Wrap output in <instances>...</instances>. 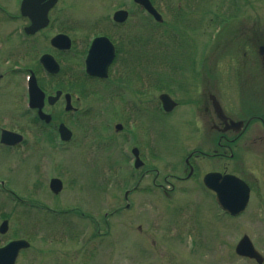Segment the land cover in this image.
I'll use <instances>...</instances> for the list:
<instances>
[{
	"label": "rangeland",
	"instance_id": "rangeland-1",
	"mask_svg": "<svg viewBox=\"0 0 264 264\" xmlns=\"http://www.w3.org/2000/svg\"><path fill=\"white\" fill-rule=\"evenodd\" d=\"M153 4L158 10L162 9L161 4H164L172 14L170 16L168 12L167 14L162 12L165 25L161 27H155L148 18L142 19L140 8L135 6L132 0H60L50 13L52 27L68 35L74 42L80 41L83 46L82 48L79 43L73 45L70 53L67 55L63 53L65 57L63 54L60 56L56 54V59L59 58L61 64V74L54 77L55 86L50 88L51 91L57 87L63 88L66 93L68 91L72 95V106L76 107L77 104L79 107L75 115H65L62 98L55 107L57 119H61L68 128L74 130L75 142L56 148L58 142L55 140L51 143L42 141L40 153L38 149L29 146L25 157L19 154H17L19 157H10L13 158V162H17L18 168L13 167L12 161L5 163L7 157L4 153H0V213L5 216L8 214L9 217L11 227L8 238L16 237L17 234L24 236L43 233L41 226L48 222L49 216L52 215L35 207L26 209L29 212L27 213L19 206L21 204L13 203L12 198L15 197L11 191L18 199L35 201L46 207L50 202L58 201L61 204L52 207L58 210L69 207L70 218L55 220L49 228L53 227L58 232L64 231L69 222L73 230L75 224L71 220H74L78 224L76 228L78 231L74 228L68 234L73 242L53 237H48L42 244L37 240V245L29 251V256L21 254L18 264H254L234 253V247L242 235L249 236L253 245L263 255V234L257 235L258 230L262 231L261 224L246 218L247 216L231 220L218 216L211 197L207 196L201 187L189 185L191 183L189 182L187 183L189 188L186 190L182 189V184L176 183L173 192H168L166 190L169 187L163 185L162 177L182 172L181 169L179 171V165L187 143L183 137L191 139L194 135L192 130L193 125L196 124L197 114L200 136H210L211 133L206 130L208 121L206 123L202 114L204 95L208 92L216 93L222 108L227 113H243L256 104L252 94L258 91V86L251 77V72L256 77L255 47L258 39H264V0H153ZM127 7L133 10L129 11L128 21L121 27V32L130 31L134 39L138 37L133 40L136 46L134 69L129 67L128 75L131 82L135 83L133 88L143 107L145 99L152 101V105L148 104V107H152L151 116L145 115L141 119L137 118L136 108L129 111L121 101L119 104L118 99L108 96V90L101 87V83L91 91L84 90V93L90 95L80 99H75L76 94L70 91L71 87L69 88L68 85L73 78L81 77L82 59L87 41L94 35L107 37L111 35L115 41L117 35L108 18L114 11L127 10ZM176 8H179L177 15L174 13L177 12ZM8 13L14 14L11 10H8ZM180 16L184 19L181 20ZM6 23L9 27H13L16 21L5 18L4 24ZM8 28L6 30L9 31L11 28ZM1 29H4L2 17H0V33ZM42 32L43 35L54 33L46 30ZM23 38H19L18 43H12L14 45L12 50L17 53L24 50L25 66L33 65L34 68L33 58L36 57L33 48L36 45L38 49L44 51L45 42L43 43L41 39L36 41L32 35L26 36L25 40ZM171 45H176V49L170 51ZM140 48L145 51L144 56ZM138 55L141 57L138 58ZM178 55L180 60L176 63L175 58ZM124 56L120 46L114 77L123 78L125 75L120 62ZM64 58H67L66 61ZM169 65L171 70H165ZM8 67L0 64V73L6 72L4 92L0 84V115L7 113L5 111L7 110L10 117H14L20 106L23 86L21 78L18 77L19 73L18 76H14ZM155 69L158 73L155 75L158 78L156 80L161 84L166 74L172 76V80L186 76V80L182 82L184 85L180 83L177 86L178 96L174 93L175 98L181 102V107L166 116L153 111L157 106L156 97L159 93H153L149 79L155 74L153 73ZM195 74H199L197 81ZM46 82L48 81L44 78L42 84L46 85ZM194 83L199 85V94L196 96L197 86L194 87ZM126 85L131 86L129 83ZM138 86L140 89H137ZM148 86L150 92L144 91L142 87ZM111 87L115 88L114 85ZM165 88L162 87L163 90ZM74 90L79 89L74 88ZM129 90L125 86L120 90L125 100L132 96ZM131 90L133 91L132 88ZM195 100L200 111L197 104L193 105ZM87 107L96 111L86 114L82 118L83 123H75L74 118L81 117ZM125 116L131 118L133 125L130 133L132 145H135L134 142L137 143V140H141L142 147L146 139H149L151 155L146 156V151L142 148V157H146L148 163H151L153 176L155 171L159 170L156 183H162L161 186L164 188L160 190L152 187L149 190L150 194L146 190L150 188L151 179L145 178L140 188L146 190L133 193L130 198L132 197L134 203L130 200L131 208L127 209L122 198L123 190L131 189L135 180L131 177L133 172L128 161L126 165L124 157H119V153L121 154L117 148L119 139L115 135L111 138L109 132L113 130L115 123L122 121L119 118ZM26 121L27 118H24V122ZM82 125L89 138H85L86 134L81 135ZM104 125L107 126V130ZM198 133L199 129L196 136ZM81 141L82 143L79 144ZM125 141L123 140L122 143ZM104 143L109 147L104 149L101 146ZM90 145H94L95 149L90 148ZM48 159L51 163V172L42 173L43 162ZM241 162L258 163L257 158L242 154L238 157L237 163L233 162L232 169L239 172L241 169L238 171L236 168L241 166ZM6 165L9 170L5 169ZM115 170H118L117 174ZM54 174L64 178L65 188L58 195H52L44 189L39 180L42 175L54 177ZM83 176H92L94 180L90 181L91 178H86L83 179V184H80ZM86 180L88 184L85 183ZM167 182L173 183V180L167 178ZM120 207L121 210L114 217L109 215V212ZM31 209H38L49 216ZM22 214L24 220L20 218ZM12 218H15L14 221L19 226L20 222H23L24 228L19 229L18 225L12 222ZM83 219L91 222L86 223ZM80 222L86 229L83 246H90L91 243L101 240L98 233L100 235L107 233L111 241L99 248L96 245L94 248L86 249L78 247L75 241L79 239L78 233L81 231L79 229L82 228ZM93 222L99 226L96 232ZM91 233L97 238L93 239Z\"/></svg>",
	"mask_w": 264,
	"mask_h": 264
},
{
	"label": "flooded vegetation",
	"instance_id": "flooded-vegetation-1",
	"mask_svg": "<svg viewBox=\"0 0 264 264\" xmlns=\"http://www.w3.org/2000/svg\"><path fill=\"white\" fill-rule=\"evenodd\" d=\"M20 1L21 0H0V17H2L4 28L1 29L0 33L1 61H5L7 59L12 61L23 60L26 58L24 50H21L20 53L14 52L15 50H12L14 47L12 44L13 42L14 44L18 43L17 40H19V38L24 37L23 39L25 40V37L28 36L24 33V27L28 25V20L26 21V19L19 13ZM56 4L48 10V25L43 28V30L48 32L51 31L50 13H52ZM8 10L13 11L14 14L8 13ZM5 18L16 21V24L13 27H9L7 23L5 25ZM7 28L11 29L8 31L6 30ZM115 28L118 29L119 27ZM43 30L33 34L32 38H34L36 41L41 39L43 43L45 42L46 49L41 51V49H38L36 45L34 46V57H36L33 58L34 68L33 65H31L27 73L33 75L34 79L37 80L39 87L42 89L44 95V104L42 110L45 114L49 115L50 118L47 122H44L38 118L37 111L35 109H24L18 114L17 120L19 128L24 131L26 130L24 118H27L29 123L27 128L30 129L28 131L32 132L35 136L32 144H34L36 148L39 147V144L38 140H35L40 138L41 134L52 139L53 137L55 138L57 134V125L62 122L61 119H57V112H55L57 103L54 105H49L47 103L48 97L52 94L50 88L55 86L53 79L56 77V75L46 73L41 68L39 64V57L42 54H48L56 60L57 51L50 46L49 38L51 35H43ZM67 53L68 52H65V55H67ZM255 58L257 65V70L255 71L256 77L253 76V72H251V77L255 80L258 86V91L255 94H252V97H254L256 100V104L253 105L251 109H248L243 113H227L222 108L216 93L208 92L206 95H204L203 98L205 100L204 106L202 108V114L206 120V123L208 121L206 130H209V133L211 134L209 137H204V135H202V137L200 136V125L197 122V114V120L195 124L196 127L192 130L194 135L191 137V139L183 137V139L187 141L186 145L189 148H187V151L185 152V155L182 159V172L180 174H172L169 177L178 183H182L183 185L191 182L190 184L201 187L205 194L211 197V201L214 202V193L206 188L204 181L205 176L208 174L214 175L212 178H210L209 184L216 186L219 189H223L227 186V179H225V176H236L242 180L248 189L247 205L245 210L242 212V216H247L246 218L261 224L262 231L259 232L258 230L257 235L263 234L262 236L264 238V39H258L257 45L255 47ZM114 63L115 60L113 64ZM110 69L111 68H109V70ZM44 78L48 81L46 82V85L42 84V80ZM0 79L3 80L4 84V71L0 73ZM131 95L133 99H135V93L133 92ZM196 102L197 100L194 101L193 105H196ZM129 104L132 105L133 102H129ZM177 106H180L179 102L176 103V107ZM7 116V113L1 114L2 118ZM231 121L241 122V124H233ZM124 128L125 127L122 125V128L116 132L117 135L121 134L124 131ZM0 129L3 128L0 127ZM4 129L10 130L8 127H4ZM198 129L199 133L196 136ZM12 131L15 130L12 129ZM120 144L121 143H119V152H121ZM134 147L135 146L129 147V151L130 153L132 151L134 154H137L135 150L136 147ZM26 148L27 144L25 140H22L20 143L13 146L0 144V153H4V155H6L7 153L20 152L23 154ZM242 154L257 158L258 163L251 164L249 162H241V166L236 168L238 171L239 169L241 170L239 172L234 171L232 169V164L233 162L237 163L238 157ZM5 168H7V165ZM139 169L141 172L139 174L138 182H141V180L144 178H148L151 179L150 185L162 187L155 183V179L159 176L158 172L155 171V177L151 178L152 169L148 164H146V162H143L138 169L134 168V176L138 174L137 171ZM162 181L163 183H168L165 178H163ZM169 185L171 186V189H174L175 186L173 183ZM221 216L227 218L226 214ZM261 264H264V258Z\"/></svg>",
	"mask_w": 264,
	"mask_h": 264
},
{
	"label": "water",
	"instance_id": "water-1",
	"mask_svg": "<svg viewBox=\"0 0 264 264\" xmlns=\"http://www.w3.org/2000/svg\"><path fill=\"white\" fill-rule=\"evenodd\" d=\"M42 0H26L24 9L27 12L26 14H30L33 16L34 20L36 21V25L34 26L33 30H36L40 23H42L43 15H44V9L49 7L50 4L49 2L44 4V6H39V2ZM136 3L141 5L148 13L154 16V18L157 21H161L160 17L156 14L155 10L152 8L149 0H134ZM126 17V14L124 12H117L115 14V19L119 22L124 21ZM53 43L55 46L59 48H66L68 46L67 39L65 37H59L55 38L53 40ZM66 43V46L64 45ZM47 58V57H46ZM113 58V53H112V47L108 43V41L104 38H99L97 39L94 44L91 47V50L88 54V58L86 61V66H87V73L92 75V76H99V77H105L106 76V69L108 64L111 62ZM45 67H50L52 66L53 63L49 59L47 61H42ZM56 69V67L54 68ZM54 69L52 72H54ZM59 96V93H57V96L53 99H56ZM68 101V100H67ZM32 104L35 107L40 108L42 105V94L38 89H34L33 94H32ZM68 105L66 109H68ZM42 116V115H41ZM61 131L64 130V128H60ZM63 133V132H62ZM6 142H8L6 140ZM233 179L232 184L227 185V191L226 193H221L219 189H216L217 195H218V201L222 208L224 210H228L231 214L235 215L239 213L243 207H244V202H245V192L243 190V185L240 181H238L235 178ZM237 181V182H235ZM55 183V182H53ZM229 188H231V193L229 192ZM232 199L233 202L239 201L238 204L235 205H225V203ZM25 243L22 242H17V243H11L9 244L5 249L0 250V264H13L15 256L17 251L23 247ZM236 253L241 256H247L250 258H254L257 261H260V256L254 251L250 241L248 238L244 237L242 238L239 243L236 246Z\"/></svg>",
	"mask_w": 264,
	"mask_h": 264
}]
</instances>
